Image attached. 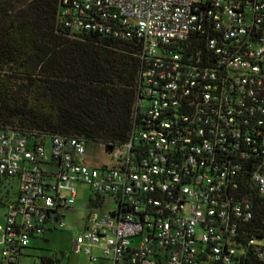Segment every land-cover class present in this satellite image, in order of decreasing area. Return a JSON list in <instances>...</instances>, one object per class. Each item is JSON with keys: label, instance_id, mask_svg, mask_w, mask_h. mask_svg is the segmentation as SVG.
Returning <instances> with one entry per match:
<instances>
[{"label": "built area", "instance_id": "2783aa9c", "mask_svg": "<svg viewBox=\"0 0 264 264\" xmlns=\"http://www.w3.org/2000/svg\"><path fill=\"white\" fill-rule=\"evenodd\" d=\"M61 12L73 33L139 41L135 123L102 167L84 162L83 138L0 131V176L19 183L0 264H22L32 239L67 227L75 182L93 208L115 202L82 223L74 250L91 262H264V229L251 224L264 196V0H61Z\"/></svg>", "mask_w": 264, "mask_h": 264}, {"label": "trees", "instance_id": "16d2710c", "mask_svg": "<svg viewBox=\"0 0 264 264\" xmlns=\"http://www.w3.org/2000/svg\"><path fill=\"white\" fill-rule=\"evenodd\" d=\"M140 51L135 38L73 33L61 0H0V131L83 138L108 153L125 144L136 117ZM251 224L264 229V196ZM246 263L264 264L251 255Z\"/></svg>", "mask_w": 264, "mask_h": 264}, {"label": "rangeland", "instance_id": "374dc122", "mask_svg": "<svg viewBox=\"0 0 264 264\" xmlns=\"http://www.w3.org/2000/svg\"><path fill=\"white\" fill-rule=\"evenodd\" d=\"M147 105V103H146ZM49 142V141H48ZM88 157L93 161L94 167L110 166L113 164V155L108 153L103 145L91 144ZM11 179H6L4 187L0 192V224L6 221L8 211V201L6 198L14 199L15 194L13 190H6L8 187L14 185ZM76 188V203L74 205L75 212L64 210L67 217L65 218L68 225L65 229L48 231L45 242L43 239L34 238L29 245L30 249L24 250V256L21 259L22 264L39 263L41 258H55L60 264H111L108 260L100 259L97 262H91L90 257L82 252L74 250V243L77 236L83 231L81 226L89 213H107L115 209V202L107 199L103 208H93L91 205V196L93 191L90 186L76 182L73 184ZM65 193L69 195V192ZM1 243V242H0ZM2 246L0 245V251ZM95 254L100 256L102 252L100 249H95Z\"/></svg>", "mask_w": 264, "mask_h": 264}, {"label": "crops", "instance_id": "0c3cea01", "mask_svg": "<svg viewBox=\"0 0 264 264\" xmlns=\"http://www.w3.org/2000/svg\"><path fill=\"white\" fill-rule=\"evenodd\" d=\"M90 147H91V145H88V150H87V155H86V157H85V159H84V162L87 164V165H89L90 167H94L93 165H94V163H93V161L92 160H90V158L88 157V153H89V151H90ZM47 151H48V154H50L51 153V145H50V142H48L47 143ZM17 181V180H16ZM76 183V182H75ZM74 184V183H73ZM66 192H68V191H66ZM18 193H19V183H18V181H17V185H16V188L14 189V194H15V197H14V199H9V201H8V204H7V207H9V205L11 204V203H15V202H17V200H18ZM67 195V194H66ZM69 195H70V193H69ZM93 196V195H92ZM92 196H91V198H92ZM73 212H75V210L73 211ZM7 213H8V211H7ZM63 216H64V218H66L67 217V215H66V213L63 211ZM83 223V222H82ZM5 224H6V221L4 220V222L2 223V224H0V227H3V226H5ZM81 226H82V224H81ZM46 236H47V234L45 235V237H42V238H39V239H43L45 242H48V240H46ZM2 237H3V234H2V232L0 231V242L2 241Z\"/></svg>", "mask_w": 264, "mask_h": 264}, {"label": "water", "instance_id": "95a60500", "mask_svg": "<svg viewBox=\"0 0 264 264\" xmlns=\"http://www.w3.org/2000/svg\"><path fill=\"white\" fill-rule=\"evenodd\" d=\"M75 247H76V242L74 243V249H75Z\"/></svg>", "mask_w": 264, "mask_h": 264}]
</instances>
